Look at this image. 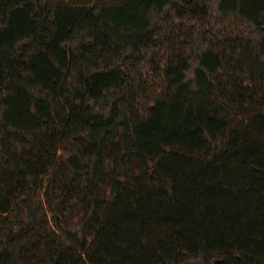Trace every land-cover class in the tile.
<instances>
[{
    "label": "trees",
    "instance_id": "obj_1",
    "mask_svg": "<svg viewBox=\"0 0 264 264\" xmlns=\"http://www.w3.org/2000/svg\"><path fill=\"white\" fill-rule=\"evenodd\" d=\"M0 264H264V0H0Z\"/></svg>",
    "mask_w": 264,
    "mask_h": 264
}]
</instances>
